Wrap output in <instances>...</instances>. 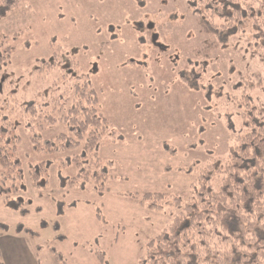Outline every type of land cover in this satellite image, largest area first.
Returning <instances> with one entry per match:
<instances>
[{"label": "rangeland", "instance_id": "374dc122", "mask_svg": "<svg viewBox=\"0 0 264 264\" xmlns=\"http://www.w3.org/2000/svg\"><path fill=\"white\" fill-rule=\"evenodd\" d=\"M0 31L12 48L0 113L15 124L23 171L0 196V263L16 247L33 264L25 242L37 264H137L182 211L170 202H185L243 129L234 98L260 68L246 39L204 31L188 0H20ZM191 62L203 65L202 87L180 77ZM83 80L108 123L94 151L60 119ZM146 193H163L161 207Z\"/></svg>", "mask_w": 264, "mask_h": 264}, {"label": "trees", "instance_id": "16d2710c", "mask_svg": "<svg viewBox=\"0 0 264 264\" xmlns=\"http://www.w3.org/2000/svg\"><path fill=\"white\" fill-rule=\"evenodd\" d=\"M19 2L0 0V16ZM188 3L204 31H230L244 37L260 68L249 80L243 76L238 85L234 99L243 129L235 135L227 158L219 165L209 163L201 169L189 186L185 202L180 197L170 202L174 206L182 204V211L147 244L144 258L137 264H264V0ZM11 51L0 31V65L9 60ZM193 65L191 62L190 68L181 71L180 77L192 87H202L203 65ZM75 88L76 98L60 119L77 137L75 144L85 139V149L94 151L108 123L98 112L88 81ZM55 121L49 116V122ZM19 140L15 124L0 113V196L4 198L18 189V181L23 178L17 156ZM30 171L35 185H39L46 168L39 164ZM215 172L221 175L217 188L213 186ZM163 199V193H146L142 202L148 200L150 207L160 208Z\"/></svg>", "mask_w": 264, "mask_h": 264}, {"label": "crops", "instance_id": "0c3cea01", "mask_svg": "<svg viewBox=\"0 0 264 264\" xmlns=\"http://www.w3.org/2000/svg\"><path fill=\"white\" fill-rule=\"evenodd\" d=\"M24 245L23 249H20L22 251V253H27L26 255L30 258V260L32 261L33 264H37L38 260H34V256L32 255V251L28 249L27 244L25 242H22ZM9 251L7 252V256H6V264H23L21 262V257L20 255L17 253L15 256V251H17V248L15 247L14 250L11 249V247H9Z\"/></svg>", "mask_w": 264, "mask_h": 264}]
</instances>
